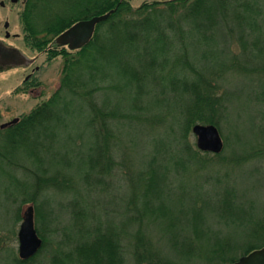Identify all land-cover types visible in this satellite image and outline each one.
I'll list each match as a JSON object with an SVG mask.
<instances>
[{"label":"trees","instance_id":"trees-1","mask_svg":"<svg viewBox=\"0 0 264 264\" xmlns=\"http://www.w3.org/2000/svg\"><path fill=\"white\" fill-rule=\"evenodd\" d=\"M107 11L80 47L54 50L72 23ZM22 21L28 50L63 62L50 96L0 129V174L35 203L41 228L37 252L12 264H231L264 246V212L221 172L264 155V125H252L259 142L242 153L200 151L187 137L194 122L219 127L230 114L227 74L252 82L248 97L264 116V0H26ZM168 111L174 129L147 141L137 170L120 172L125 117L158 124ZM193 172L203 182L190 183ZM50 189L70 196L55 205L64 226L53 206L38 209Z\"/></svg>","mask_w":264,"mask_h":264},{"label":"rangeland","instance_id":"rangeland-1","mask_svg":"<svg viewBox=\"0 0 264 264\" xmlns=\"http://www.w3.org/2000/svg\"><path fill=\"white\" fill-rule=\"evenodd\" d=\"M151 1L161 0H129V4L132 7H135L142 2ZM13 29H17V23L14 25ZM61 49L71 52L68 50L67 46L62 48L56 47L54 50L56 52H60ZM34 52L35 51H31L32 54H34ZM31 53H29V55H31ZM36 53L37 56L32 63V66L37 67V70L34 71V75L35 83L38 85V96H36L34 92L26 94L24 89L20 86L19 82L21 81L23 75L29 71L28 68L13 69L0 73V124L5 121L9 122L12 118H16L27 113L30 109L48 98L56 88L60 77L63 56L58 53L56 55L50 54L49 57L47 51H43V49L37 50ZM223 85L225 87L227 86L229 90L233 92L232 95L234 97L232 100L234 104L232 110H230V114L222 119L220 123L221 125H219V127L215 126L222 139V149L224 145V154H230L231 148H233L234 151L242 153L244 151L240 150L246 151L249 146L259 142L258 137L252 136L250 129L254 123L255 127L256 125H259V123L260 125H264V116L263 114H261V117L259 115L260 105L253 103L251 96L250 98L248 97L250 93L247 85L251 86L252 82L249 81L247 77H242L237 74H227L223 79ZM239 90L242 91V93H239ZM247 97L249 98V101L246 100ZM149 113L150 114H148L147 117L151 114L158 113V111L152 109ZM145 118L146 116L143 115H141V118L138 119H134L130 116L125 117L126 120H124L125 122L121 127V142L119 143L118 150H115L125 163V168L123 167L120 169V172L122 173L137 170L139 168V155L146 151L147 148L145 146L147 141L151 137H157L158 134H163L170 126H173L174 129L176 125L174 124L175 120L173 119L171 111H168L167 115H165L163 120L158 124H154L152 118H150V121ZM201 123L206 124L204 122ZM187 137L194 143L195 137L191 133L190 128L187 132ZM261 137L263 136L261 135ZM254 166L257 170L250 171L249 169H251V167L254 169ZM215 170L217 172L218 168ZM221 172L226 173L227 177L224 179L228 178L229 180L227 181L232 183L231 185L235 189L234 194L237 195V197L243 196L253 203L258 212H264V155H260L252 160L241 162L230 171L225 170ZM13 173L17 182H24L27 180L21 170H14ZM193 174H189L190 183L195 184L196 180H198L199 183L203 182L202 174L200 175V173L198 174L196 172H193ZM193 176L196 179L192 178ZM120 183L122 190H128V183L123 180V182H119V187ZM199 183L198 186H200ZM14 186L17 187V184L14 183L13 180L8 181L5 176L0 174V259L4 256V260H6L5 264H12V256L18 258L16 233L21 222L22 214L27 206L30 205L32 207V221L38 236L41 231L39 222H37L34 218L35 203L33 204L31 201L21 202V199H25L23 198V193L16 190ZM205 186L208 187L209 183L207 182ZM52 191L54 190H47L41 197H39V199H37V206L39 211L43 213L46 212L45 214H48L50 205L53 206V212L55 214V211L59 213V215L57 216L56 214L55 217L57 220L56 223L61 227L66 225L65 222L68 217L65 215V209H57L55 205L61 204L62 206H65L67 204L66 200L70 198V196L65 197L64 194L59 192L52 194ZM195 194H198L197 191H195ZM43 199L45 201L41 203L40 200ZM46 218L49 219L47 215ZM221 229L224 230V228ZM231 231L235 232L233 229ZM49 237L54 241L58 239L56 233L50 234ZM45 251L46 249H43L38 258H40ZM44 255H48V253ZM0 264H2L1 261ZM196 264L201 263L198 262Z\"/></svg>","mask_w":264,"mask_h":264},{"label":"water","instance_id":"water-1","mask_svg":"<svg viewBox=\"0 0 264 264\" xmlns=\"http://www.w3.org/2000/svg\"><path fill=\"white\" fill-rule=\"evenodd\" d=\"M110 11L95 15L87 19L77 20L60 32L53 40L58 46L66 45L68 49H74L84 44L91 36L94 24L104 20ZM18 118H12L5 124L14 123ZM190 131L195 137V147L200 151L219 153L222 149V139L215 125L211 123L195 122L190 126ZM32 207L25 208L19 224L17 236V257L25 260L34 255L41 245V238L34 229L32 221ZM231 264H264V246L241 255Z\"/></svg>","mask_w":264,"mask_h":264},{"label":"flooded vegetation","instance_id":"flooded-vegetation-1","mask_svg":"<svg viewBox=\"0 0 264 264\" xmlns=\"http://www.w3.org/2000/svg\"><path fill=\"white\" fill-rule=\"evenodd\" d=\"M25 1L26 0H0V73L13 69L28 68L29 71L23 75L19 82L20 86L24 89L26 94L34 92V94L38 96V85L35 83L34 75V71L37 70V67L32 66L37 56V51L32 54L23 42L24 32L22 31V14ZM14 22L15 24L17 23L16 30L13 29L15 25ZM29 53H31V55H29ZM16 118L19 119V117ZM7 122L8 121H5L4 123ZM11 124L12 123L5 124L0 127V129H4Z\"/></svg>","mask_w":264,"mask_h":264}]
</instances>
